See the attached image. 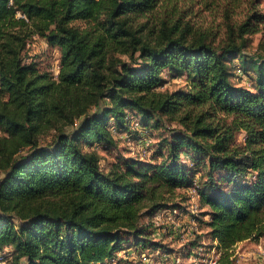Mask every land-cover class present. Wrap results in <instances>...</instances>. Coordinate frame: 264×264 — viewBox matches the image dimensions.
Instances as JSON below:
<instances>
[{"label":"trees","instance_id":"1","mask_svg":"<svg viewBox=\"0 0 264 264\" xmlns=\"http://www.w3.org/2000/svg\"><path fill=\"white\" fill-rule=\"evenodd\" d=\"M161 2L0 0V252L12 264L105 263L131 237L152 241L143 218L199 172L182 156L205 170L200 207L220 251L264 236V55L243 54L263 17L216 46L183 16L134 21ZM36 37L59 51L57 76L27 62ZM235 59L251 88L234 81ZM165 70L186 87L158 91ZM129 112L180 128L161 161L106 172L98 149L117 145L113 127L130 131Z\"/></svg>","mask_w":264,"mask_h":264},{"label":"rangeland","instance_id":"2","mask_svg":"<svg viewBox=\"0 0 264 264\" xmlns=\"http://www.w3.org/2000/svg\"><path fill=\"white\" fill-rule=\"evenodd\" d=\"M254 14L263 18H252L251 15ZM181 16H183L185 21H190L194 25V29L198 34H205L208 40L212 41L216 46L226 42L229 37V31L231 32L234 29L236 32L239 25L248 21L251 17L249 20L252 24L251 31L245 35L248 41L243 54L251 58L264 55V0H162L155 9L148 12L147 16L140 17L134 21L142 23L148 21L149 25H151L160 19L175 21L176 18ZM26 57L27 62L36 61L42 70L48 71L53 76L58 75L60 53L56 48L48 46L44 39L34 38L28 46ZM240 61V59H235L230 63L233 79L237 84L251 88L253 80L250 78V74L241 68ZM163 77L164 83L158 91L174 92L185 88L187 85V78L184 75L165 70ZM129 115L130 131L120 132L113 127L111 131L118 141L117 145L98 149L101 157V168L106 172L111 171L115 165L123 164L129 159H140L147 162H152L153 160L161 161L163 159L162 155H165L167 150L165 140L171 138L174 129L180 128L177 123L167 120H164L163 126L160 128H156L153 122L145 126L137 112H129ZM53 133L47 136L48 140L52 138L51 135ZM244 137V132L238 134L240 142L244 141ZM181 159L191 167L197 165L199 172L196 173V180L189 188L177 190L172 194H164L165 199L168 201V206L165 209L177 208L184 213H195L198 217L199 228L202 231L201 235L197 234L193 239L189 237L184 240L180 239L179 242H172L161 235L160 230L156 231V229L152 228V241L147 242L145 238L135 239L131 237L129 244L124 249H121L112 260L94 264H114V260L119 257L120 261H116L118 264H134L132 262L134 258L143 260L141 255L148 253V251L153 254L152 264L160 261L158 257L161 254L159 255L158 251L167 253L171 261V257L174 258L176 255H181L182 264H201L203 255L195 252L201 245V240L208 245L211 243V237L207 234L208 228L205 225V221L208 218L202 214L198 195V187H203V182L206 181V174L204 168L199 167L193 159H191V162L184 156ZM164 215L159 220L161 224L166 223ZM154 216L143 218L142 223L149 221L152 223ZM137 243L139 244L137 245ZM164 247L168 252L161 250ZM195 258H197L196 261ZM12 259V248L9 247L0 252V264H12ZM170 260L167 264L172 263ZM218 264H264V236L257 240L239 242L233 251L230 250L229 253L221 250Z\"/></svg>","mask_w":264,"mask_h":264},{"label":"built area","instance_id":"3","mask_svg":"<svg viewBox=\"0 0 264 264\" xmlns=\"http://www.w3.org/2000/svg\"><path fill=\"white\" fill-rule=\"evenodd\" d=\"M193 212V211H192ZM165 214V215H164ZM164 215L166 217V223L161 224L159 222L160 218ZM154 220H152L151 227L156 229V231L160 230L161 235L168 238L172 242H179L180 239H188L191 237L192 239L197 236V234L201 235V229L198 224V217L195 213H184L183 211L174 209H163L157 212L154 216ZM211 239L210 245H208L205 241L201 240V245L196 250V254H202L203 258L201 260V264H218L220 260V250L218 247V242L216 239ZM159 259L160 261L155 264H167L170 260L169 255L167 253H160ZM134 253V252H132ZM131 253V254H132ZM122 254V253H120ZM143 260H138L134 258L132 261L134 264H152L151 260L153 258L152 252L148 251V253H143L141 255ZM182 256L176 255L174 258L171 257V264H182ZM197 258H195V261ZM120 261V257L114 260V264H118Z\"/></svg>","mask_w":264,"mask_h":264}]
</instances>
